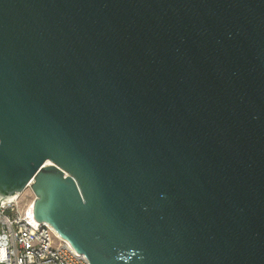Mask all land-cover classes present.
Instances as JSON below:
<instances>
[{"label":"water","instance_id":"water-1","mask_svg":"<svg viewBox=\"0 0 264 264\" xmlns=\"http://www.w3.org/2000/svg\"><path fill=\"white\" fill-rule=\"evenodd\" d=\"M90 264H264V0H0V198Z\"/></svg>","mask_w":264,"mask_h":264},{"label":"built area","instance_id":"built-area-1","mask_svg":"<svg viewBox=\"0 0 264 264\" xmlns=\"http://www.w3.org/2000/svg\"><path fill=\"white\" fill-rule=\"evenodd\" d=\"M21 193L0 198V264H90L48 223L33 216V202L22 205Z\"/></svg>","mask_w":264,"mask_h":264},{"label":"rangeland","instance_id":"rangeland-1","mask_svg":"<svg viewBox=\"0 0 264 264\" xmlns=\"http://www.w3.org/2000/svg\"><path fill=\"white\" fill-rule=\"evenodd\" d=\"M22 205L25 203V202H29V201H32L35 199V195L32 191L31 188L27 189L24 194L22 195Z\"/></svg>","mask_w":264,"mask_h":264}]
</instances>
